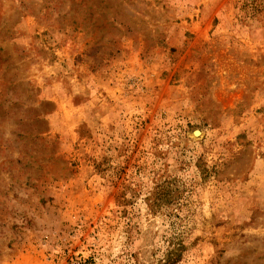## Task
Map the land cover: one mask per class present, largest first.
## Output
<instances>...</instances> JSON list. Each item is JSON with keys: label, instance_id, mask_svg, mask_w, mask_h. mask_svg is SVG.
<instances>
[{"label": "rangeland", "instance_id": "374dc122", "mask_svg": "<svg viewBox=\"0 0 264 264\" xmlns=\"http://www.w3.org/2000/svg\"><path fill=\"white\" fill-rule=\"evenodd\" d=\"M264 264V0H0V264Z\"/></svg>", "mask_w": 264, "mask_h": 264}, {"label": "trees", "instance_id": "16d2710c", "mask_svg": "<svg viewBox=\"0 0 264 264\" xmlns=\"http://www.w3.org/2000/svg\"><path fill=\"white\" fill-rule=\"evenodd\" d=\"M184 246L181 242L173 243L172 247L168 250V253L166 254L165 258V264H174L180 261L182 258V250Z\"/></svg>", "mask_w": 264, "mask_h": 264}]
</instances>
